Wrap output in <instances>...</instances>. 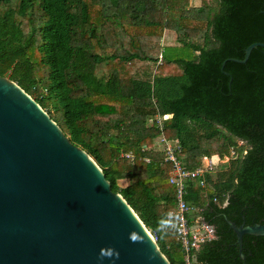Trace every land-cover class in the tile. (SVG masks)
Segmentation results:
<instances>
[{
	"label": "trees",
	"instance_id": "16d2710c",
	"mask_svg": "<svg viewBox=\"0 0 264 264\" xmlns=\"http://www.w3.org/2000/svg\"><path fill=\"white\" fill-rule=\"evenodd\" d=\"M159 3L0 0V75L94 158L171 264H184V251L169 216L173 163L159 138L180 147L188 168L231 156L204 174V185L187 183L191 224L202 218L216 232L194 249V262L264 264V236L244 235L243 259L225 218L264 224V47L246 63L231 60L264 43V0ZM167 30L176 46L165 45Z\"/></svg>",
	"mask_w": 264,
	"mask_h": 264
},
{
	"label": "water",
	"instance_id": "95a60500",
	"mask_svg": "<svg viewBox=\"0 0 264 264\" xmlns=\"http://www.w3.org/2000/svg\"><path fill=\"white\" fill-rule=\"evenodd\" d=\"M225 218L246 259L244 235L264 236V224ZM0 264H171L94 158L1 75Z\"/></svg>",
	"mask_w": 264,
	"mask_h": 264
},
{
	"label": "built area",
	"instance_id": "2783aa9c",
	"mask_svg": "<svg viewBox=\"0 0 264 264\" xmlns=\"http://www.w3.org/2000/svg\"><path fill=\"white\" fill-rule=\"evenodd\" d=\"M170 117H172V114H166L163 117L158 116L156 122H158L160 129L163 128V119L166 120ZM154 121L155 119H150L149 123L151 124ZM157 146L165 152V161L173 163L170 181L176 187L177 208L170 211L169 216L176 219L174 227L177 232L178 241L184 249V264H194L192 252L194 249H198L203 242L214 238L215 229L212 225H209L207 222H200V220L198 221L200 224L198 223L199 225L197 224V226L191 224L188 215L191 212L192 207L186 201V196L188 194L187 183L191 179L199 178L201 184L204 185V174L210 170H214L220 162H227L231 156H225L224 158H221L218 155L213 157L205 156L201 166L197 168H188L178 157L180 147H175L171 144L166 139L165 135H161L157 142ZM234 153L235 152L232 151V155H234ZM125 157L130 158L131 160L136 158L132 152L125 154ZM144 160L150 162L149 158H145ZM154 238L157 240L156 235H154Z\"/></svg>",
	"mask_w": 264,
	"mask_h": 264
},
{
	"label": "rangeland",
	"instance_id": "374dc122",
	"mask_svg": "<svg viewBox=\"0 0 264 264\" xmlns=\"http://www.w3.org/2000/svg\"><path fill=\"white\" fill-rule=\"evenodd\" d=\"M120 2H121V0H120ZM201 3H202V0H191V4L193 6H200ZM121 4H123V3L117 4V5H121ZM165 39L167 41L165 45H172V46L177 45L176 34L173 31L167 30L165 32ZM120 183H124V182H120Z\"/></svg>",
	"mask_w": 264,
	"mask_h": 264
},
{
	"label": "crops",
	"instance_id": "0c3cea01",
	"mask_svg": "<svg viewBox=\"0 0 264 264\" xmlns=\"http://www.w3.org/2000/svg\"><path fill=\"white\" fill-rule=\"evenodd\" d=\"M149 1H151V3H158V2H160L159 4V7H157V8H165L166 7V0H149ZM150 5H152V4H149V6ZM199 218V217H198ZM200 220V222H205L202 218H199L197 221H196V223H194V226H197V224L199 223L198 221ZM200 224V223H199ZM198 224V225H199ZM174 229H175V227H174ZM215 237H216V232H215ZM214 237V238H215ZM214 238H212V239H214ZM177 240H178V238H177ZM211 240V239H210ZM182 246V245H181ZM183 248V247H182ZM183 251H184V249H183ZM192 259H193V263L195 264V262H194V258H193V252H192ZM184 262H185V254H184Z\"/></svg>",
	"mask_w": 264,
	"mask_h": 264
}]
</instances>
